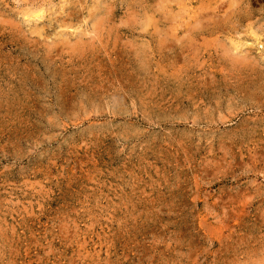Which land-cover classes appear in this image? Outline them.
<instances>
[{"label": "rangeland", "instance_id": "obj_1", "mask_svg": "<svg viewBox=\"0 0 264 264\" xmlns=\"http://www.w3.org/2000/svg\"><path fill=\"white\" fill-rule=\"evenodd\" d=\"M0 264H264V0H0Z\"/></svg>", "mask_w": 264, "mask_h": 264}, {"label": "bare ground", "instance_id": "obj_2", "mask_svg": "<svg viewBox=\"0 0 264 264\" xmlns=\"http://www.w3.org/2000/svg\"><path fill=\"white\" fill-rule=\"evenodd\" d=\"M38 16V15H37Z\"/></svg>", "mask_w": 264, "mask_h": 264}]
</instances>
